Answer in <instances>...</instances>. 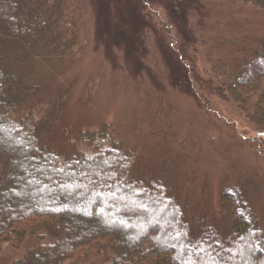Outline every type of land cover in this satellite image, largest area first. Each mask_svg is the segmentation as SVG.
<instances>
[{
  "label": "rangeland",
  "instance_id": "374dc122",
  "mask_svg": "<svg viewBox=\"0 0 264 264\" xmlns=\"http://www.w3.org/2000/svg\"><path fill=\"white\" fill-rule=\"evenodd\" d=\"M65 8L77 21L73 57L45 53L16 66L49 108L54 130L37 128L40 144L77 154L87 148L78 140L105 127L133 155L129 178L157 182L189 208L194 235L198 218L220 237L230 232L220 194L235 185L264 230V131L223 86L243 49L264 43V12L239 0H68ZM11 241L0 245V264H15L35 245L32 237ZM148 264L173 263L157 254Z\"/></svg>",
  "mask_w": 264,
  "mask_h": 264
},
{
  "label": "trees",
  "instance_id": "16d2710c",
  "mask_svg": "<svg viewBox=\"0 0 264 264\" xmlns=\"http://www.w3.org/2000/svg\"><path fill=\"white\" fill-rule=\"evenodd\" d=\"M66 1L0 0V245L35 240L15 264H86L89 258L148 264L157 254L173 264H264V230L240 185L220 194L230 232L220 237L198 218L194 235L189 208L177 207L159 183L129 178L133 155L105 127L95 132L98 137L78 140L87 148L77 154L40 144L37 128L54 130L49 108L41 87L16 66L45 53L73 57L80 40ZM239 1L264 12V0ZM243 51L245 57L223 74V86L264 131V43ZM3 131L9 137L2 138Z\"/></svg>",
  "mask_w": 264,
  "mask_h": 264
}]
</instances>
